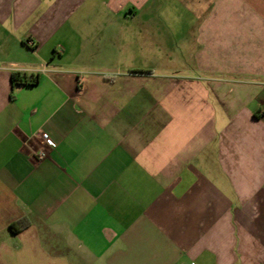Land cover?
Wrapping results in <instances>:
<instances>
[{
    "label": "crops",
    "instance_id": "crops-1",
    "mask_svg": "<svg viewBox=\"0 0 264 264\" xmlns=\"http://www.w3.org/2000/svg\"><path fill=\"white\" fill-rule=\"evenodd\" d=\"M0 264H264V0H0Z\"/></svg>",
    "mask_w": 264,
    "mask_h": 264
},
{
    "label": "trees",
    "instance_id": "trees-1",
    "mask_svg": "<svg viewBox=\"0 0 264 264\" xmlns=\"http://www.w3.org/2000/svg\"><path fill=\"white\" fill-rule=\"evenodd\" d=\"M12 81L16 85H35L38 83V78H28L21 73H13L12 74Z\"/></svg>",
    "mask_w": 264,
    "mask_h": 264
},
{
    "label": "built area",
    "instance_id": "built-area-1",
    "mask_svg": "<svg viewBox=\"0 0 264 264\" xmlns=\"http://www.w3.org/2000/svg\"><path fill=\"white\" fill-rule=\"evenodd\" d=\"M29 45L31 46H35V44L30 41ZM43 140L45 141L46 145L50 148H56L57 147V143L52 140L51 138H49L47 135H43ZM34 155L36 156V158H38L39 160H43L47 157V153L45 150H40L38 152H35Z\"/></svg>",
    "mask_w": 264,
    "mask_h": 264
}]
</instances>
